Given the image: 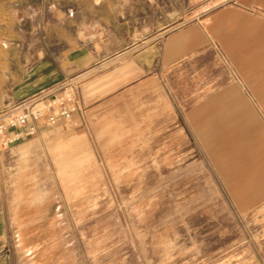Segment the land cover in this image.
<instances>
[{"label":"rangeland","instance_id":"rangeland-1","mask_svg":"<svg viewBox=\"0 0 264 264\" xmlns=\"http://www.w3.org/2000/svg\"><path fill=\"white\" fill-rule=\"evenodd\" d=\"M16 10L26 64L93 94L82 128L0 148L10 264H264V0Z\"/></svg>","mask_w":264,"mask_h":264},{"label":"crops","instance_id":"crops-1","mask_svg":"<svg viewBox=\"0 0 264 264\" xmlns=\"http://www.w3.org/2000/svg\"><path fill=\"white\" fill-rule=\"evenodd\" d=\"M27 1L28 0H0V107L11 100L20 101L32 97L57 84V81L71 76V72L73 71L70 68H66V66L62 69L64 71H62L59 67L58 60L52 56L47 57L42 55V51L38 52L37 60L34 58L30 67L26 64V61L29 62L30 60L26 59V54L21 55L18 50L21 46L19 43L25 41L26 33L24 30L17 27L18 15L16 13V8L20 5H24ZM20 16L25 19V14ZM39 20H41V22L43 21L41 18ZM41 22L39 24V29L42 25ZM16 44L17 47H15ZM10 45L14 46L13 50L9 48ZM74 51L76 50L73 49L70 51L68 49H62L61 57L66 59L68 54ZM92 63V61L89 62V64ZM90 87H95L94 89L103 88L99 83H92L89 88ZM92 94L93 93H90L89 90H82L80 109L72 120L75 124L80 125L79 127L81 128L86 117L84 107L87 104L88 97L90 98ZM2 189L3 180L0 174V191ZM2 213L3 211L1 210L0 264H10V252H4V249H6V246L9 244V237L7 235Z\"/></svg>","mask_w":264,"mask_h":264},{"label":"built area","instance_id":"built-area-1","mask_svg":"<svg viewBox=\"0 0 264 264\" xmlns=\"http://www.w3.org/2000/svg\"><path fill=\"white\" fill-rule=\"evenodd\" d=\"M79 110L78 79L68 80L0 108V148H10L72 121Z\"/></svg>","mask_w":264,"mask_h":264}]
</instances>
